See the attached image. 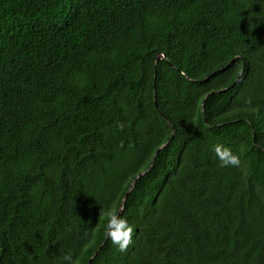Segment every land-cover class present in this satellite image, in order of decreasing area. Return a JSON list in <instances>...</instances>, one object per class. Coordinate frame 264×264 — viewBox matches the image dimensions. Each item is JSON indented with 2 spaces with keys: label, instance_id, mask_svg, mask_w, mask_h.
<instances>
[{
  "label": "trees",
  "instance_id": "1",
  "mask_svg": "<svg viewBox=\"0 0 264 264\" xmlns=\"http://www.w3.org/2000/svg\"><path fill=\"white\" fill-rule=\"evenodd\" d=\"M66 254L264 264V0H0V264Z\"/></svg>",
  "mask_w": 264,
  "mask_h": 264
},
{
  "label": "clouds",
  "instance_id": "2",
  "mask_svg": "<svg viewBox=\"0 0 264 264\" xmlns=\"http://www.w3.org/2000/svg\"><path fill=\"white\" fill-rule=\"evenodd\" d=\"M121 130L124 124L117 125ZM214 153L220 162L221 167H239L241 164L240 157L235 154L229 147L221 144L214 145ZM123 209L121 208V211ZM104 213L100 212V215ZM134 228L128 223L127 219L120 216L116 210H111L107 213V225L105 231V238L118 246L119 251L126 252L133 241ZM66 264H75L72 256L66 254L63 257Z\"/></svg>",
  "mask_w": 264,
  "mask_h": 264
},
{
  "label": "water",
  "instance_id": "3",
  "mask_svg": "<svg viewBox=\"0 0 264 264\" xmlns=\"http://www.w3.org/2000/svg\"><path fill=\"white\" fill-rule=\"evenodd\" d=\"M166 56L165 55H160L159 56V60H162L163 58H165ZM145 173H142L140 176H143ZM121 212V211H120Z\"/></svg>",
  "mask_w": 264,
  "mask_h": 264
}]
</instances>
